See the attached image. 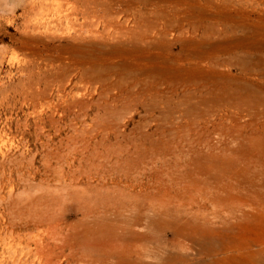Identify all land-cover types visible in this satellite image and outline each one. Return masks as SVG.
I'll use <instances>...</instances> for the list:
<instances>
[{"label":"rangeland","instance_id":"obj_1","mask_svg":"<svg viewBox=\"0 0 264 264\" xmlns=\"http://www.w3.org/2000/svg\"><path fill=\"white\" fill-rule=\"evenodd\" d=\"M29 1L0 0V264L58 231L57 264H264V0H95L87 38ZM73 145L111 188H64Z\"/></svg>","mask_w":264,"mask_h":264},{"label":"bare ground","instance_id":"obj_2","mask_svg":"<svg viewBox=\"0 0 264 264\" xmlns=\"http://www.w3.org/2000/svg\"><path fill=\"white\" fill-rule=\"evenodd\" d=\"M107 1V0H106ZM102 2V1H101ZM100 2V5L102 4ZM65 3V4H64ZM110 3V2H109ZM108 3V4H109ZM99 4V3H97ZM96 4L95 0H30L29 1V8L34 12V14H40L39 16L42 17L39 18V22L35 23L33 26L34 29H37L38 32L40 31V24L43 23L44 17L43 15H46V11L48 13H52V20L56 21L58 24H64L66 22V26L71 33L73 37L77 38H87L91 37L96 32L93 29H89L90 26L92 27L93 20L95 18V15L97 14L99 8L98 5ZM66 5V6H65ZM104 5V3H103ZM102 9V8H100ZM104 9V8H103ZM107 10V9H106ZM126 11V10H125ZM47 13V14H48ZM101 13V12H100ZM107 14V13H105ZM105 14H103L105 16ZM49 15V14H48ZM135 15V14H134ZM38 17V15H37ZM109 17V16H108ZM141 17V16H140ZM117 18V17H116ZM127 18V17H126ZM42 19V20H41ZM96 20V19H95ZM113 20V19H112ZM145 20V19H144ZM123 21V20H122ZM99 22V21H98ZM136 22V21H135ZM127 23V22H126ZM96 24H98L96 22ZM96 24L94 26L96 27ZM152 24V23H151ZM99 25V24H98ZM154 25V24H153ZM110 26V25H109ZM144 26V25H143ZM130 27V26H129ZM94 28V27H92ZM104 28H105V23H104ZM108 28V27H107ZM132 28V27H131ZM143 28V27H142ZM136 29V28H135ZM147 29V28H146ZM107 30V29H106ZM127 30V29H126ZM153 30V29H152ZM92 31V32H91ZM119 31V30H118ZM137 31V30H136ZM140 31V30H139ZM143 31V29H142ZM141 31V32H142ZM104 32V31H103ZM122 32V31H121ZM129 32V30H128ZM144 32V31H143ZM114 33V32H113ZM116 33V31H115ZM125 33H127L125 31ZM152 33V31H151ZM39 34V33H38ZM106 34V33H105ZM119 34V33H118ZM113 35V34H111ZM117 35V34H116ZM107 36V35H106ZM114 36V35H113ZM122 37V36H121ZM154 38V37H153ZM152 39V38H151ZM150 39V40H151ZM155 39V38H154ZM143 42V41H142ZM149 44V43H148ZM89 126V125H88ZM92 126V125H91ZM87 127V126H86ZM87 129V128H86ZM82 131V130H81ZM82 134V133H81ZM1 138V137H0ZM4 139V138H3ZM2 140V138H1ZM0 140V142H1ZM4 142V141H3ZM80 143V142H79ZM78 143V144H79ZM2 144V143H1ZM88 144V143H87ZM97 144V143H96ZM3 145V144H2ZM99 145V144H98ZM99 147V146H98ZM71 153L68 154V157L64 159L66 160L69 167L71 168V171L69 174H65L62 177V184L64 188L70 189L72 187H75L79 183V178L82 176L87 177L90 179V182L86 183L85 186H83V189L87 192L92 191L93 188H95V192H102L106 191L109 188H111L107 182L108 180V173L111 172V168L109 167V162L112 159L111 156L105 155L101 153L99 150L94 148L93 150H90L89 145H73V147L69 150ZM72 154L78 155L77 158V164H74V161L69 159V156ZM71 160V161H70ZM97 180L98 183L96 185H93L91 183V180ZM120 184L117 182L114 184V188L120 189ZM122 189V188H121ZM122 195V194H121ZM190 196V195H189ZM118 197V196H117ZM121 197V196H120ZM166 198V197H165ZM157 211V210H156ZM158 213V212H157ZM202 213V212H201ZM158 216V215H157ZM156 216V217H157ZM135 219V218H134ZM55 225V224H54ZM53 225V226H54ZM58 225H55V227ZM60 227V226H58ZM53 228V227H52ZM48 229V228H47ZM46 229V232H47ZM51 229V228H50ZM54 229V228H53ZM57 229V227H56ZM61 229V227H60ZM63 229V228H62ZM64 230V229H63ZM51 231V230H49ZM52 232V231H51ZM68 232V230H67ZM50 233V232H49ZM31 234V233H30ZM44 234V233H43ZM51 234V233H50ZM66 234V233H65ZM68 237H69V233ZM73 234V233H72ZM40 235V234H39ZM48 235V234H47ZM52 236L50 237V240L46 244H42V238L40 242V246L38 247V252L41 251L42 253L46 254V257L51 261L54 262L56 259L64 253V249H62V245L65 242V235L61 232H53L51 234ZM35 237V236H34ZM44 237V236H43ZM67 237V238H68ZM72 237V236H71ZM73 239V238H72ZM75 241V240H74ZM70 242V241H69ZM69 244V243H68ZM27 245V244H26ZM33 245V244H32ZM22 246V245H21ZM64 246V245H63ZM115 247V246H114ZM23 249V248H22ZM26 249V248H25ZM221 249V248H220ZM231 249V248H230ZM229 249V250H230ZM243 249V248H242ZM241 249V250H242ZM249 249V248H248ZM71 249H69L70 251ZM112 250V249H111ZM247 250V249H246ZM115 251V250H114ZM113 251V252H114ZM243 251V250H242ZM35 252V251H34ZM72 252V251H71ZM240 252V251H239ZM109 253V252H108ZM140 252H138L139 255ZM220 253V252H219ZM226 253H228L226 251ZM66 254V253H65ZM64 254V255H65ZM68 254V253H67ZM216 254V253H215ZM224 254V251H223ZM41 255V254H40ZM83 255V254H82ZM127 255V254H126ZM86 256V255H85ZM109 256V255H108ZM222 256V255H221ZM250 260L254 258V254L250 253L248 254ZM63 257V256H62ZM65 257V256H64ZM127 257V256H126ZM90 258V257H89ZM109 258V257H108ZM111 258V257H110ZM176 258V257H175ZM47 259V260H48ZM55 259V260H54ZM237 259V258H236ZM239 259V258H238ZM247 259V258H246ZM46 260V261H47ZM46 261L43 264H46ZM59 261V260H58ZM82 261V260H81ZM97 261V260H96ZM101 261V260H100ZM217 261V260H216ZM231 261V260H230ZM233 261V259H232ZM248 261V259H247ZM50 262V263H51ZM60 262V261H59ZM94 262V261H93ZM98 262V261H97ZM215 262V261H214ZM245 262V261H243ZM48 263V262H47ZM55 263V262H54ZM52 263V264H54ZM82 263V262H81ZM84 263V262H83ZM82 263V264H83ZM57 264V263H55ZM92 264V263H91ZM236 264V263H235ZM240 264V263H239ZM243 264V263H242ZM245 264V263H244Z\"/></svg>","mask_w":264,"mask_h":264}]
</instances>
